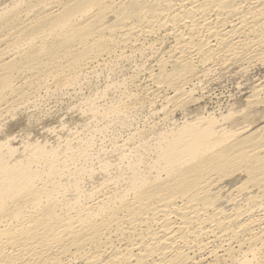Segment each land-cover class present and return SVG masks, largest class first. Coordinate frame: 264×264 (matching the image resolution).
Wrapping results in <instances>:
<instances>
[{"label":"bare ground","instance_id":"1","mask_svg":"<svg viewBox=\"0 0 264 264\" xmlns=\"http://www.w3.org/2000/svg\"><path fill=\"white\" fill-rule=\"evenodd\" d=\"M19 3L0 11L1 116L48 81L68 84L145 42L172 41L145 96L179 95L212 66H264V0ZM245 105L241 124L210 115L165 133L152 177L123 191L104 185L90 203L56 196L62 164L40 148L19 165L0 158V264H264V123L250 129L264 113V80ZM40 160L45 177L32 170Z\"/></svg>","mask_w":264,"mask_h":264},{"label":"rangeland","instance_id":"2","mask_svg":"<svg viewBox=\"0 0 264 264\" xmlns=\"http://www.w3.org/2000/svg\"><path fill=\"white\" fill-rule=\"evenodd\" d=\"M24 1L0 0V11ZM162 41L126 49L119 55L121 59L117 54L99 61L68 84L48 81L47 89L0 115V158L19 165L27 162L38 147L43 157L52 155L57 164H62L61 189L56 196L68 201L80 197L82 203H90L92 193L102 187L123 191L135 177L151 176L161 136L184 123L212 116L224 127L230 120L241 124L243 113L249 110L245 104L251 88L264 80V66L253 65L242 71L212 66L185 83L180 97L174 90L145 96L150 87L149 74L156 72L155 64L160 57L166 58L172 46L171 40ZM253 116L251 130L264 123V113ZM31 166L45 177V162L40 160ZM239 181L222 185L224 195ZM238 258L206 264H240Z\"/></svg>","mask_w":264,"mask_h":264}]
</instances>
